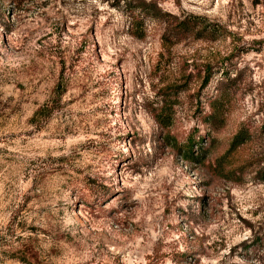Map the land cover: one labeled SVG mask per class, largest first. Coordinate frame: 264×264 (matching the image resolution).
Segmentation results:
<instances>
[{
	"label": "rangeland",
	"instance_id": "1",
	"mask_svg": "<svg viewBox=\"0 0 264 264\" xmlns=\"http://www.w3.org/2000/svg\"><path fill=\"white\" fill-rule=\"evenodd\" d=\"M0 264H264V0H0Z\"/></svg>",
	"mask_w": 264,
	"mask_h": 264
},
{
	"label": "trees",
	"instance_id": "2",
	"mask_svg": "<svg viewBox=\"0 0 264 264\" xmlns=\"http://www.w3.org/2000/svg\"><path fill=\"white\" fill-rule=\"evenodd\" d=\"M194 18V17H193ZM196 22L193 21L190 18H184L181 20H176V22L172 25L171 27V31L175 32V34H186L187 32H193V30H195V25ZM207 27H202L199 30H196L195 34H199L201 36L202 32H206ZM217 30H210L209 32H216ZM141 34V33H138ZM166 40V38H165ZM210 78V74L207 73L204 75L203 77V82L202 85L206 86V84L208 83ZM222 107V101H219L212 107V111L211 113L208 115V119H214L217 117V113L219 111V109ZM159 116V121L161 123L162 126L166 127L168 125L169 122V118L167 117L166 114L161 113V115ZM248 133L245 130H239L231 139L228 150L220 157V159H226L227 155L230 154L232 151H234L235 149H237L240 145L244 144L247 141L248 138ZM181 158L185 161H195L197 160V157H195L194 155V151L192 149L191 144L189 143V147H185L181 149Z\"/></svg>",
	"mask_w": 264,
	"mask_h": 264
}]
</instances>
